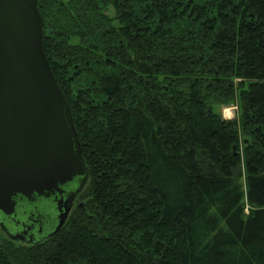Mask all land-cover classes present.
Listing matches in <instances>:
<instances>
[{
	"label": "trees",
	"instance_id": "1",
	"mask_svg": "<svg viewBox=\"0 0 264 264\" xmlns=\"http://www.w3.org/2000/svg\"><path fill=\"white\" fill-rule=\"evenodd\" d=\"M36 8L88 179L57 233L0 228V264H264V0Z\"/></svg>",
	"mask_w": 264,
	"mask_h": 264
},
{
	"label": "water",
	"instance_id": "2",
	"mask_svg": "<svg viewBox=\"0 0 264 264\" xmlns=\"http://www.w3.org/2000/svg\"><path fill=\"white\" fill-rule=\"evenodd\" d=\"M42 36L36 0H0V220L28 211L55 234L88 169Z\"/></svg>",
	"mask_w": 264,
	"mask_h": 264
},
{
	"label": "flooded vegetation",
	"instance_id": "3",
	"mask_svg": "<svg viewBox=\"0 0 264 264\" xmlns=\"http://www.w3.org/2000/svg\"><path fill=\"white\" fill-rule=\"evenodd\" d=\"M74 188V186H71L70 190H73ZM76 205H78L77 196L72 201L70 212ZM55 225L51 226L50 224L49 226L46 216L42 218L39 214L35 215L34 213L28 211L19 213V215L16 214L15 216H11L9 219H5L4 221L0 220V228L2 229L4 235L12 241L22 244L35 243L40 239L53 235L54 233L52 232Z\"/></svg>",
	"mask_w": 264,
	"mask_h": 264
},
{
	"label": "rangeland",
	"instance_id": "4",
	"mask_svg": "<svg viewBox=\"0 0 264 264\" xmlns=\"http://www.w3.org/2000/svg\"><path fill=\"white\" fill-rule=\"evenodd\" d=\"M217 110H218V112L221 113L222 117L226 120L239 118V110H238L236 105L218 107Z\"/></svg>",
	"mask_w": 264,
	"mask_h": 264
}]
</instances>
